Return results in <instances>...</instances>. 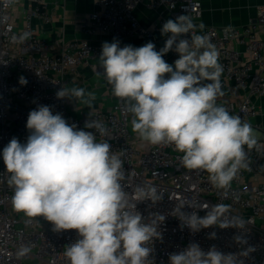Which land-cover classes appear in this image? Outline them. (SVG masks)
Listing matches in <instances>:
<instances>
[{
    "label": "clouds",
    "instance_id": "clouds-1",
    "mask_svg": "<svg viewBox=\"0 0 264 264\" xmlns=\"http://www.w3.org/2000/svg\"><path fill=\"white\" fill-rule=\"evenodd\" d=\"M197 28L202 31L204 25L197 26L189 15L168 19L161 28V35L168 38L159 51L152 42L140 47H121L115 39L103 42L98 58L102 71L97 75L125 101L134 133L152 145H174L183 154L184 167L205 170L210 181L224 189L248 167L245 146L253 148L257 139L250 123L217 103L224 95L223 66L216 46ZM186 35L190 38H183ZM27 38L25 33L18 42ZM172 50L179 58L169 64L163 57ZM27 83L25 77L19 78L20 85ZM56 97L88 108L96 99L95 93L75 86L61 87ZM26 128L25 143L13 137L2 151L14 209L27 217H43L54 232L75 230L78 239L64 251L69 264H154L149 242L162 238L160 225L166 216L151 212L145 218L136 205L143 201L155 205L163 197L154 186L139 187L137 203L130 202L122 183L123 152H113L108 140H97L96 133L106 136L107 129L92 119L84 128L95 131L78 129L47 105L29 112ZM185 206L174 209L178 213L174 216L192 233L213 226L244 227L243 220L226 216L227 205H203V216L199 210L183 211ZM239 232L235 242L246 245L245 232ZM215 237V232L209 234L210 239ZM254 250L249 246L239 253H223L213 245L205 251L192 242L169 254L168 264H244L243 258Z\"/></svg>",
    "mask_w": 264,
    "mask_h": 264
},
{
    "label": "built area",
    "instance_id": "built-area-1",
    "mask_svg": "<svg viewBox=\"0 0 264 264\" xmlns=\"http://www.w3.org/2000/svg\"><path fill=\"white\" fill-rule=\"evenodd\" d=\"M21 1L6 4L0 0V61L5 62L0 63V264H69L64 251L78 239L75 230L54 232L52 224L43 217H27L12 204L14 190L8 182L2 151L13 137L26 142L28 114L39 105L50 106L53 114L61 113L78 129L95 131L84 128L88 119L100 122L107 129L106 136L96 133L97 140H108L113 152H123L125 180L122 183L132 204L137 203L139 187L154 186L162 195L163 200L155 205L151 201L136 205L145 218L151 212L166 216L160 225L162 238L149 242V247L154 249L150 257L154 264H168L169 254L183 251L192 242L205 251L214 245L223 253H239L251 246L255 250L243 258L244 264H264V139L256 138L257 144L251 149L245 146L248 167L238 172L229 187L221 189L210 181L205 170L184 167L183 154L174 145H152L134 133L132 115L126 111L125 101L112 94L111 86L102 75L99 76L102 84L115 100L111 105L88 108L76 105L69 98L56 97L61 87H68V81L77 79L81 68L89 67L96 75L102 71L98 58L103 42L111 43L115 39L123 47L134 46L128 40L135 36L154 39L155 32L167 21L165 14L173 20L189 15L196 24L203 16V0H94L97 8L84 13L79 23L86 33H104L108 39L98 43L73 40L60 52L53 50V45L39 34V28L33 23L35 18L52 19L49 0H27L23 4L22 25H19L15 6ZM139 4L156 11L150 24H142L135 16L134 8ZM25 33L28 38L18 42ZM197 33L207 35L219 51L224 95L217 103L250 123L259 114L258 99L264 96V4L257 7L255 21L244 26L211 25ZM150 42L157 51L164 47L155 40ZM178 56L172 50L165 54V59ZM21 76L27 79L26 85L19 84ZM226 88L243 90L239 102L228 97ZM181 203L186 205L183 211L199 210L201 216L205 214L201 210L203 205H227L226 216L243 220L244 227L213 226L192 233L186 226L181 227V221L174 216L178 215L174 209ZM239 230L245 232L246 245L234 240ZM212 232L216 233L214 239L209 238Z\"/></svg>",
    "mask_w": 264,
    "mask_h": 264
},
{
    "label": "crops",
    "instance_id": "crops-1",
    "mask_svg": "<svg viewBox=\"0 0 264 264\" xmlns=\"http://www.w3.org/2000/svg\"><path fill=\"white\" fill-rule=\"evenodd\" d=\"M20 5H16V11L20 17L19 25H22L23 4L27 0H22ZM51 12L53 13L51 20H42L35 18L33 23L39 28V34L46 37L53 45V50L56 52L62 51L70 41L77 39H87L92 43H98L102 40H107L108 35L104 33L89 34L82 29L79 19L84 13L91 12L96 9L94 0H49ZM264 4V0H203V16L196 22V25L231 27L238 28L248 24L250 21H255L257 15V7ZM134 14L142 24H150L156 17L155 10L148 8L145 4H139L134 8ZM168 19H173L168 14H165ZM198 32H202L197 28ZM151 40L157 41L158 44L164 45L166 36L161 35V30L155 32L154 39L146 37H132L128 41L135 47L143 46ZM169 54V52L167 53ZM171 56V55H170ZM165 59V55L163 57ZM178 57H170L165 59L169 64H174ZM84 88L86 92L95 93L96 99L93 101L92 107H100L111 105L112 96L110 91L102 84V80L95 72L89 68H81L77 74V79L68 81V88L71 87ZM227 89V88H226ZM226 93L231 100L239 102L243 96V90L240 88L227 89ZM73 102L80 106H86L83 103ZM259 114L250 122L254 129L256 138L264 139V96L258 99ZM103 104V105H102ZM261 127H256L257 125Z\"/></svg>",
    "mask_w": 264,
    "mask_h": 264
},
{
    "label": "rangeland",
    "instance_id": "rangeland-1",
    "mask_svg": "<svg viewBox=\"0 0 264 264\" xmlns=\"http://www.w3.org/2000/svg\"><path fill=\"white\" fill-rule=\"evenodd\" d=\"M102 105H103V104H102ZM32 261H33V263L36 262V260H32Z\"/></svg>",
    "mask_w": 264,
    "mask_h": 264
}]
</instances>
